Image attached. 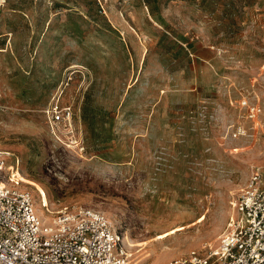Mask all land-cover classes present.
<instances>
[{
	"label": "rangeland",
	"instance_id": "rangeland-1",
	"mask_svg": "<svg viewBox=\"0 0 264 264\" xmlns=\"http://www.w3.org/2000/svg\"><path fill=\"white\" fill-rule=\"evenodd\" d=\"M0 0V151L36 206L81 205L130 264L216 246L264 170V0ZM72 106V132L47 110ZM248 133L235 137V129Z\"/></svg>",
	"mask_w": 264,
	"mask_h": 264
},
{
	"label": "built area",
	"instance_id": "built-area-1",
	"mask_svg": "<svg viewBox=\"0 0 264 264\" xmlns=\"http://www.w3.org/2000/svg\"><path fill=\"white\" fill-rule=\"evenodd\" d=\"M94 1L105 13L110 0ZM242 106L251 121L264 120V104L244 99ZM47 113L51 128L63 124L72 132V106L57 104ZM247 133L240 125L234 136ZM8 160L0 151V264H130L123 232L104 213L77 204L52 212L42 200L41 211L22 186L19 159ZM231 205L216 246L163 264H264V170L253 171Z\"/></svg>",
	"mask_w": 264,
	"mask_h": 264
}]
</instances>
